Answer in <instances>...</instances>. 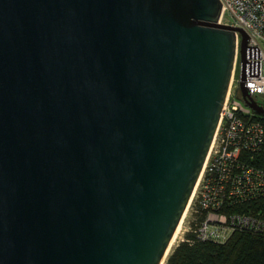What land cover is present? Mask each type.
Listing matches in <instances>:
<instances>
[{"label":"water","instance_id":"1","mask_svg":"<svg viewBox=\"0 0 264 264\" xmlns=\"http://www.w3.org/2000/svg\"><path fill=\"white\" fill-rule=\"evenodd\" d=\"M218 0H0V264H161L239 48ZM168 256V255H167Z\"/></svg>","mask_w":264,"mask_h":264},{"label":"built area","instance_id":"2","mask_svg":"<svg viewBox=\"0 0 264 264\" xmlns=\"http://www.w3.org/2000/svg\"><path fill=\"white\" fill-rule=\"evenodd\" d=\"M218 1L221 8L217 23L241 28L249 37L246 46L259 50V77L247 76L244 84L251 98L262 96L264 0ZM240 42V35L235 33V60L229 88L189 202L194 207V218L187 234L193 233L196 240L215 244H225L235 233L264 232V120L236 95ZM247 205L256 211L233 210ZM183 241L190 242L186 236L180 242Z\"/></svg>","mask_w":264,"mask_h":264},{"label":"trees","instance_id":"3","mask_svg":"<svg viewBox=\"0 0 264 264\" xmlns=\"http://www.w3.org/2000/svg\"><path fill=\"white\" fill-rule=\"evenodd\" d=\"M261 104V103H260ZM264 107V104H261ZM264 120L263 115H259ZM252 210L251 205L236 207V212ZM190 242H179L168 255L165 264H264V232L235 233L225 244L198 241L188 233Z\"/></svg>","mask_w":264,"mask_h":264},{"label":"rangeland","instance_id":"4","mask_svg":"<svg viewBox=\"0 0 264 264\" xmlns=\"http://www.w3.org/2000/svg\"><path fill=\"white\" fill-rule=\"evenodd\" d=\"M227 19H228V21L230 20L229 17H227ZM236 77H237V79H239V67H238V70H237V73H236ZM236 95L240 99L241 94H240L238 82H237ZM254 100L256 102H258V103L264 104V95H262V96L261 95L260 96H255ZM193 210H194V207L192 206V208H191V204H190L188 206V208H187L184 216H183V219L181 221L182 223H181V226H180V230H179V233H178L177 238H176V242L173 244L172 248L170 249V252L181 241V239H183L186 236L187 231L189 229V225L191 224V222H192V220L194 218V216H193ZM170 252H169V254H170ZM167 257H166V259H167ZM166 259L163 262V264H165Z\"/></svg>","mask_w":264,"mask_h":264},{"label":"bare ground","instance_id":"5","mask_svg":"<svg viewBox=\"0 0 264 264\" xmlns=\"http://www.w3.org/2000/svg\"><path fill=\"white\" fill-rule=\"evenodd\" d=\"M181 223H182V222H180V224L178 225V227H177V229H176V231H175V233H174V235H173V237H172V239H171V241H170V244H169L168 250H167V252H166V256L164 257V260L166 259L167 255L169 254L170 249L172 248L173 244L176 242V238H177V235H178V233H179ZM163 262H164V261H163ZM163 262H162L161 264H163Z\"/></svg>","mask_w":264,"mask_h":264}]
</instances>
